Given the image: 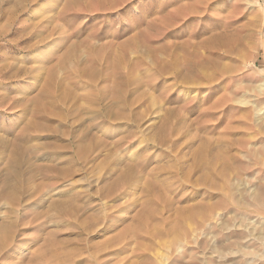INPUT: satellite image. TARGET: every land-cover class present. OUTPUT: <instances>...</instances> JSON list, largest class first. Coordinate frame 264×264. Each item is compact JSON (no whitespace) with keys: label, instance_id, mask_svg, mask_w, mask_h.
<instances>
[{"label":"rangeland","instance_id":"1","mask_svg":"<svg viewBox=\"0 0 264 264\" xmlns=\"http://www.w3.org/2000/svg\"><path fill=\"white\" fill-rule=\"evenodd\" d=\"M0 44V264H264V0H0Z\"/></svg>","mask_w":264,"mask_h":264},{"label":"bare ground","instance_id":"2","mask_svg":"<svg viewBox=\"0 0 264 264\" xmlns=\"http://www.w3.org/2000/svg\"><path fill=\"white\" fill-rule=\"evenodd\" d=\"M27 2H28V0H26ZM31 1H35V0H31ZM31 3V2H30ZM6 44V43H5ZM1 45V44H0ZM13 47V46H12ZM10 48H11V46H10Z\"/></svg>","mask_w":264,"mask_h":264}]
</instances>
